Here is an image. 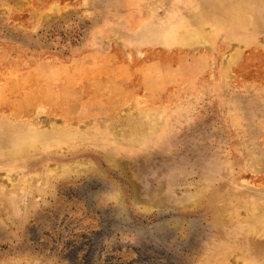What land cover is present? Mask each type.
I'll list each match as a JSON object with an SVG mask.
<instances>
[{
  "label": "rangeland",
  "instance_id": "374dc122",
  "mask_svg": "<svg viewBox=\"0 0 264 264\" xmlns=\"http://www.w3.org/2000/svg\"><path fill=\"white\" fill-rule=\"evenodd\" d=\"M171 2L0 0V128L75 134H40L52 157L27 168L50 183L10 195L27 170L0 165V264H216L244 239L240 195L264 197V3L167 45Z\"/></svg>",
  "mask_w": 264,
  "mask_h": 264
},
{
  "label": "bare ground",
  "instance_id": "6f19581e",
  "mask_svg": "<svg viewBox=\"0 0 264 264\" xmlns=\"http://www.w3.org/2000/svg\"><path fill=\"white\" fill-rule=\"evenodd\" d=\"M171 1H172L171 2L172 9L170 11V18L166 22V24L164 25V27L162 28V30L159 34V38L161 39V41L167 45L175 44V43H177L178 45L179 44L191 45V44H196L199 42H202V43L209 42L211 35H212L211 32H212L213 28L215 27L214 22L209 20L211 18V15L215 16L214 14H212V12H214L216 14H218L220 12L221 14H224V15L226 13H228V15L230 16V19L232 18L231 21L233 20L235 22V24L240 26L241 28H244V24H245L246 20L249 21L251 18L253 20H255V15H254V10H253V8H254L253 4L255 3V0H183V1L171 0ZM210 2H211V4H210ZM262 2L264 3V0H262ZM179 18H181L180 21L177 20ZM208 20H209V22H208ZM253 20H251V21H253ZM205 22L210 24V25L208 27H206L205 25H203ZM217 22H219V20ZM207 28H208V34L205 32V30ZM234 32H236V31H234ZM240 40L245 42V43L247 42V40L244 38H240ZM224 41H226V40H224ZM200 47H202V46H200ZM208 47H210V46H208ZM232 49H231V51H232ZM258 50L259 49H257V51ZM226 57H227V55H226ZM253 57H255V56H253ZM249 58H251V57H249ZM201 64H202V62H201ZM232 69H234V68H232ZM132 109H134V108H132ZM132 112H133V110H132ZM142 115H144V114H142ZM142 115H140V116L142 117ZM137 118H136V120H137ZM142 120H143V117H142ZM35 123H37V122H35ZM139 123L140 122H138V124ZM3 125L4 126H2L0 128V165L5 164L7 166H13V168H14V165L17 164L18 167H20L22 169V171L27 170L24 173L22 172V174L20 173L21 174L20 176H18V175L14 176L11 174L8 175V179L10 181L9 180H7V181L11 182L10 184L12 185V189H11L9 194L15 196L20 190L19 188H20L21 182H26L28 180V178L35 179V181L37 183H43V182L45 183L46 180L49 181V183H50V180H48V178L59 173L60 172L59 170H57V171L56 170H45V171L35 170V171H33V170H30L27 168V166L29 164H33V161H35V159H33L34 156H36V158L39 157L40 159L44 158V157H52V154H49L50 149L43 147V146L42 147L37 146L38 142L41 140V139L39 140V138L41 137L40 134L45 133L43 138H45L47 140L50 139V140L54 141V143H52L53 145H55V143H56V144H59V146L62 145L60 142L69 143V141L72 140V137L75 134L64 131L62 128H56L52 132H47V133L46 132H39L37 130L36 131H33V130L29 131L27 129L29 131L27 133L26 130H23V129L17 127L15 124L14 125L16 127L12 126L13 124L12 125L3 124ZM36 129H37V127H36ZM45 139H43L41 141H44ZM57 142H59V143H57ZM36 148H37V150H35ZM64 148H66V147H64ZM55 162H57V161H55ZM58 162H59V160H58ZM64 164L65 165L62 166V172L63 173L64 172L67 173L69 170L71 171L73 168L75 169V166L72 167V165H69L66 163H64ZM53 165L55 166L54 163H53ZM9 182H7V183H9ZM45 186H47V185H45ZM51 191H53V190H51ZM116 191H118V190H116ZM1 193H2V189L0 188V194ZM252 193H254V192H252ZM240 196H241V199H242L244 206L249 211V214L246 217V223H244L247 225V227L245 228L246 232L244 233V239L241 240V239L236 238L233 240L235 243L234 247H232V245L229 244V246L226 247L224 250L217 252V253L215 252L216 256H217L216 264H223L224 261L227 259V257L231 253H236L240 258H242V264H264V260H262V259H264V257L257 256L258 248L260 246L264 247V197H261V199L258 200V199H256V197H253L249 194H242ZM22 202H23V200H22ZM43 203H45V202H43ZM140 204H141V202H140ZM143 210H145V209H143ZM238 217H240V216H238ZM223 234H224V232H223ZM261 239H263V241ZM260 249H261V247H260ZM4 264H11V262L10 263L5 262ZM231 264H233V262H231Z\"/></svg>",
  "mask_w": 264,
  "mask_h": 264
}]
</instances>
